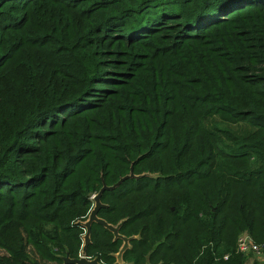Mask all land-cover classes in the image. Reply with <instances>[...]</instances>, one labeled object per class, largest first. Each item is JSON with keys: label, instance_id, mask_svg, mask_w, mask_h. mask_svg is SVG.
<instances>
[{"label": "trees", "instance_id": "trees-1", "mask_svg": "<svg viewBox=\"0 0 264 264\" xmlns=\"http://www.w3.org/2000/svg\"><path fill=\"white\" fill-rule=\"evenodd\" d=\"M130 162L150 175L97 211L133 235L126 264L264 242V0H0V264H74L91 194ZM89 238L118 264L120 238Z\"/></svg>", "mask_w": 264, "mask_h": 264}, {"label": "water", "instance_id": "water-1", "mask_svg": "<svg viewBox=\"0 0 264 264\" xmlns=\"http://www.w3.org/2000/svg\"><path fill=\"white\" fill-rule=\"evenodd\" d=\"M131 165H132V162H130L128 172L124 173L123 175H120L112 183L106 184L102 180L101 185L97 189V191L91 194L92 205H91V207L87 213V217L84 220L80 221V223L84 227V231L82 233V243H81V247H80V254L76 257H70L67 254H64L61 257L62 263L68 262V263H74V264H101L96 258H86L84 256L85 247L90 240V238H89L90 225L92 222H96V223L102 225L103 227H105L106 229H108L112 233V238L118 237L121 239V243H120L119 247L117 248L116 252H114V256H115V261L118 264H126L122 260L121 253L128 246V240L133 235H124V234L118 232V227L122 223L123 218L119 219L115 223H111V222L106 221L103 217L98 216L97 211H98L99 207L106 205V203H104L100 200V194H101V191L103 189H111V188L115 187L116 185L119 184V182L122 179H124L126 177H132V176L136 177L138 175H150V173H148V172H140V173L135 174L132 171Z\"/></svg>", "mask_w": 264, "mask_h": 264}, {"label": "built area", "instance_id": "built-area-1", "mask_svg": "<svg viewBox=\"0 0 264 264\" xmlns=\"http://www.w3.org/2000/svg\"><path fill=\"white\" fill-rule=\"evenodd\" d=\"M260 247L264 248V242L258 243L254 241L251 235L246 231H241L235 238V249L241 253L256 252ZM79 254L80 251L78 255Z\"/></svg>", "mask_w": 264, "mask_h": 264}, {"label": "rangeland", "instance_id": "rangeland-1", "mask_svg": "<svg viewBox=\"0 0 264 264\" xmlns=\"http://www.w3.org/2000/svg\"><path fill=\"white\" fill-rule=\"evenodd\" d=\"M213 120H215L217 123H219L218 120H216V117H213ZM206 122H209V121H206ZM221 125H225V123H220ZM232 127L231 128H237L239 130H242L243 127L240 126V124H236V125H231ZM230 127V126H229ZM241 231H244V230H239L238 233H240ZM236 233V236L237 234ZM236 238V237H235ZM29 250L31 249L30 247L28 248ZM31 251V250H30ZM244 256L246 257V262L245 264H251V261L253 259L255 260H259L262 256H264V248L260 247V249L256 252H247V253H243ZM47 264H52V263H47Z\"/></svg>", "mask_w": 264, "mask_h": 264}]
</instances>
